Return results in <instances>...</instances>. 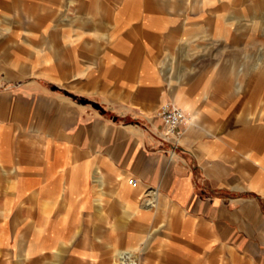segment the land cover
Listing matches in <instances>:
<instances>
[{"label": "crops", "instance_id": "1", "mask_svg": "<svg viewBox=\"0 0 264 264\" xmlns=\"http://www.w3.org/2000/svg\"><path fill=\"white\" fill-rule=\"evenodd\" d=\"M0 8V264H264V0Z\"/></svg>", "mask_w": 264, "mask_h": 264}, {"label": "built area", "instance_id": "2", "mask_svg": "<svg viewBox=\"0 0 264 264\" xmlns=\"http://www.w3.org/2000/svg\"><path fill=\"white\" fill-rule=\"evenodd\" d=\"M157 117L160 118L163 122L162 131L160 132V138L164 141H175L178 142L182 135V125L191 121L190 116L182 108L172 104L166 103L160 106L157 111ZM133 185H137V181L133 178L129 180ZM130 257V258H128ZM121 259L132 263L130 260H133L135 264H138L137 260L132 256H129L128 253H122Z\"/></svg>", "mask_w": 264, "mask_h": 264}, {"label": "rangeland", "instance_id": "3", "mask_svg": "<svg viewBox=\"0 0 264 264\" xmlns=\"http://www.w3.org/2000/svg\"><path fill=\"white\" fill-rule=\"evenodd\" d=\"M7 11H8L7 8H4L3 10H2V8H0V53L4 52L9 47V42L7 40V37H8L7 34L9 32V30L11 31L10 28L13 25V24H9L8 21H5V20H7V18H6V16L8 15ZM235 48H238V49L239 48H247L246 41H239L238 45L236 44ZM68 85H69L68 83L64 82V83L59 85L60 88L55 87L56 89L54 91L55 92L54 95H58L57 93H59V94H62L63 96H69V95H67L66 91L61 89L62 87H65V88H67V90L68 89L71 90V87ZM92 98L93 97H90V96H80V98L77 97L78 101H76V102L82 104V103H85L86 101H88V99H92ZM65 104L71 106L70 102H66V100H65ZM88 107L90 108V112L95 110L93 108V105H89ZM54 118H55V113L52 112V115L49 116V119L44 122L45 126H47V127L55 126V119ZM114 118L119 119L117 116H115ZM129 120H132V117H128L126 121H129ZM67 121L70 124V119L65 118L64 123L66 124ZM125 251L126 250L122 251L121 255H122V253L125 254ZM134 256H135V259L137 260L138 264H140L136 252H134ZM121 262H122V259L118 261V263H121ZM122 263H125V262H122ZM125 264H127V263H125Z\"/></svg>", "mask_w": 264, "mask_h": 264}, {"label": "trees", "instance_id": "4", "mask_svg": "<svg viewBox=\"0 0 264 264\" xmlns=\"http://www.w3.org/2000/svg\"><path fill=\"white\" fill-rule=\"evenodd\" d=\"M94 106L98 109H100L101 111H103L106 115H110V116H114L113 113L107 112L103 109L102 106H100L99 104L95 103Z\"/></svg>", "mask_w": 264, "mask_h": 264}, {"label": "bare ground", "instance_id": "5", "mask_svg": "<svg viewBox=\"0 0 264 264\" xmlns=\"http://www.w3.org/2000/svg\"><path fill=\"white\" fill-rule=\"evenodd\" d=\"M176 106H177V105H176ZM178 107H180V106H178ZM180 108H181V107H180ZM182 109H183V108H182ZM183 110H184V109H183ZM131 262H132L131 264H134V261H133V260H131Z\"/></svg>", "mask_w": 264, "mask_h": 264}]
</instances>
